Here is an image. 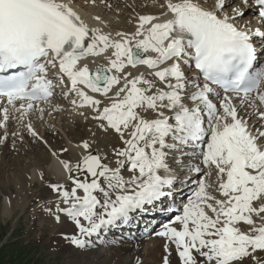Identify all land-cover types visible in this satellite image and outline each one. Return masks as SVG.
Masks as SVG:
<instances>
[{
  "label": "snow or ice",
  "instance_id": "6c2138e0",
  "mask_svg": "<svg viewBox=\"0 0 264 264\" xmlns=\"http://www.w3.org/2000/svg\"><path fill=\"white\" fill-rule=\"evenodd\" d=\"M153 3L112 32L75 0H0V147H48L63 180L36 167L32 203L75 252L154 237L135 264H264V0ZM57 88L94 123L75 162L33 120Z\"/></svg>",
  "mask_w": 264,
  "mask_h": 264
},
{
  "label": "bare ground",
  "instance_id": "6f19581e",
  "mask_svg": "<svg viewBox=\"0 0 264 264\" xmlns=\"http://www.w3.org/2000/svg\"><path fill=\"white\" fill-rule=\"evenodd\" d=\"M250 3H252V1H250ZM108 5H111V7H109ZM75 7L80 12L82 17L89 22L90 25H95L97 23L94 20V17L99 15L105 22L104 30L112 32L133 31L135 26L134 18L137 14L158 12V9L153 3V0H95L94 4L92 3V0H75ZM153 9L156 10L153 11ZM246 13L244 19H250L253 27L259 26L255 18L253 17L252 10L249 9L248 13ZM96 62L103 63L104 61L100 58H97ZM90 66L92 65L90 64ZM52 74L54 73H50V76ZM52 103L60 104L63 110L52 111L51 108H47L43 121L36 119L35 116L33 117L35 126L41 132V134L44 135L45 138L49 141L53 149H58L61 145L69 147L71 149L69 154L72 156L74 162V160H77L79 158V154L81 151L80 149L76 148L75 145L79 143L80 140L88 138L90 130H94V123L90 120H85L78 114V112L73 111L71 105L67 102V100H64L60 97V93H56V98L53 99ZM69 119H72L75 122L73 124L69 123ZM52 125H54V128L51 127ZM16 127L17 126L15 124L11 125V130H16ZM82 128L83 130H85L82 139H79L78 141L74 140L73 138L78 136L77 130ZM22 134L24 135V141L21 142L19 139H17L16 150L14 151L9 150L12 141V137H9L8 144L6 146L1 147L2 158L4 157L7 159V157H11V154H16L17 152L19 154L18 156L21 155L24 157V155L27 153L28 155L26 154V159L30 158V160H33V162L39 160L47 161L46 166H43L45 170H49L55 180H63V176L59 174V166L56 163L55 159L51 157L50 153L48 154L47 152L46 154V152L44 151H39L40 153H33V157H31V150H34V147L38 146L39 144H44L33 141L27 135V133ZM3 164H5V167H8V165H6L7 163L5 162V160H3ZM35 168L36 166H32L28 170H25V173L22 175L23 185H31L35 182V178H33L31 182L27 179V176L31 175L32 170H34ZM20 186L21 185H17L16 189L19 190ZM11 199L12 197H8V195L4 199L3 214L7 216H9L11 212V203L13 202H11ZM19 203H16V205H18ZM25 204L26 202L23 201V203L19 204V206L21 208H24ZM39 220L40 223H43L44 218L40 216ZM42 223L41 228L43 227ZM145 224L146 223L134 226V230H132V232L135 231V235H138L142 232L143 226ZM65 231H67V229H65ZM60 232L61 228L59 225H57L56 229L51 233L50 237L48 238L45 247H50L56 252L62 251L63 253H65L68 262H73L77 264H135V257L137 255L141 256L146 262H154L158 261L159 257L163 254V241L155 239L154 237L152 239V242H149L148 239L145 238L143 247L139 249L135 247V244L137 242L132 241L131 243H126L123 246H121L119 243H115L112 246L105 245L101 247H96V249H92L91 251L89 250V252H75L68 245V243L63 240ZM123 235L127 236V231H125ZM120 238L121 233L117 232L115 239L119 241ZM109 239H112L111 235H109ZM57 243L59 246H57Z\"/></svg>",
  "mask_w": 264,
  "mask_h": 264
},
{
  "label": "rangeland",
  "instance_id": "374dc122",
  "mask_svg": "<svg viewBox=\"0 0 264 264\" xmlns=\"http://www.w3.org/2000/svg\"><path fill=\"white\" fill-rule=\"evenodd\" d=\"M155 10L153 9V11ZM68 122L73 124L75 121L69 119ZM84 133L85 130L83 128L78 129V136L73 139L76 141L82 139ZM110 139L112 138L110 137ZM39 145L34 147V150H31V157H33V153H40L39 151H44L46 154L48 152L49 154L47 146ZM9 150L14 151L11 146ZM26 154L24 157L18 156L17 152L16 154H11V157H7V159L2 158V149L0 147V264H77L68 262L65 253L62 251L56 252L50 247H45L48 238L57 225L53 224L50 219L44 218L43 223L41 222L43 224L41 228L39 220L41 214L32 203L33 193L38 187V182L35 181L31 185L24 184V186L22 175L25 170L32 166H46L47 161L39 160L33 162L30 158L26 159L28 155ZM3 160H5L8 167H5ZM46 179L55 180L49 170H46ZM17 185H21L20 189L18 188L19 190L16 189ZM7 195L8 197L11 196V202L13 201L9 216L3 214L4 199ZM23 201L26 204L24 208H21L19 204H22ZM15 202L20 203L16 205ZM13 205L16 206L14 207ZM86 252H89V250Z\"/></svg>",
  "mask_w": 264,
  "mask_h": 264
}]
</instances>
